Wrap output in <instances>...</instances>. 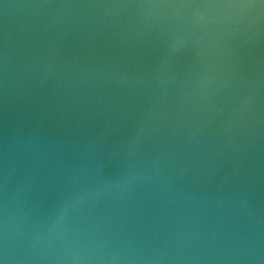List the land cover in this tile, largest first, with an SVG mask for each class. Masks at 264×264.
Masks as SVG:
<instances>
[{
    "label": "water",
    "instance_id": "95a60500",
    "mask_svg": "<svg viewBox=\"0 0 264 264\" xmlns=\"http://www.w3.org/2000/svg\"><path fill=\"white\" fill-rule=\"evenodd\" d=\"M0 264H264V0H0Z\"/></svg>",
    "mask_w": 264,
    "mask_h": 264
}]
</instances>
